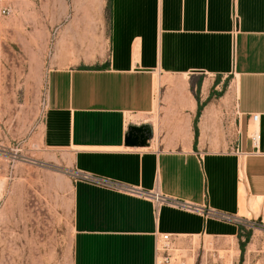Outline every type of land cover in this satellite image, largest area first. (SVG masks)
<instances>
[{"label":"crops","instance_id":"obj_1","mask_svg":"<svg viewBox=\"0 0 264 264\" xmlns=\"http://www.w3.org/2000/svg\"><path fill=\"white\" fill-rule=\"evenodd\" d=\"M108 13L100 58L47 74L45 143L73 169L242 223L73 180L71 264H157L160 233L238 252L251 224L249 244L259 242L264 0H109Z\"/></svg>","mask_w":264,"mask_h":264},{"label":"rangeland","instance_id":"obj_2","mask_svg":"<svg viewBox=\"0 0 264 264\" xmlns=\"http://www.w3.org/2000/svg\"><path fill=\"white\" fill-rule=\"evenodd\" d=\"M108 2L0 0V264H71L73 168L44 141L46 78L100 58ZM251 226L238 252L222 239L172 238L163 264H264Z\"/></svg>","mask_w":264,"mask_h":264},{"label":"built area","instance_id":"obj_3","mask_svg":"<svg viewBox=\"0 0 264 264\" xmlns=\"http://www.w3.org/2000/svg\"><path fill=\"white\" fill-rule=\"evenodd\" d=\"M251 118L254 122L258 119V114L254 113L251 115ZM259 135L257 131H252L251 133V140L253 144L258 142ZM71 177L74 181L81 180L88 182L90 184H94L96 186H100L105 189L131 194L135 196H140L143 198H148L152 200L155 207L159 206L160 204H171L178 208H182L185 210L201 212L204 216L214 217L218 220L229 222V223H242L240 218L234 214L223 212V211H216L209 208H203L201 206L189 203L184 200H180L177 198H172L168 196H164L155 191H148L144 190L135 186H131L129 184H125L123 182L113 180L110 178L98 176L95 174H91L88 172H82L80 170L72 169L71 170ZM173 235L170 233H160L157 234L156 238V261L157 264H163L164 261L167 260L166 255L164 252H167L169 249L171 240Z\"/></svg>","mask_w":264,"mask_h":264},{"label":"trees","instance_id":"obj_4","mask_svg":"<svg viewBox=\"0 0 264 264\" xmlns=\"http://www.w3.org/2000/svg\"><path fill=\"white\" fill-rule=\"evenodd\" d=\"M108 7H109V2H108ZM240 229H242V228L240 227ZM247 233H248V232H247ZM247 233H246V234H247ZM247 238H248V234L246 235V239L244 240V242L247 241ZM244 242H240V249L243 248Z\"/></svg>","mask_w":264,"mask_h":264}]
</instances>
